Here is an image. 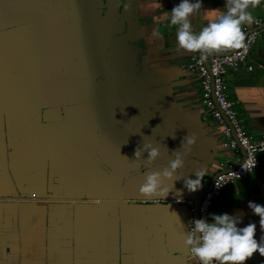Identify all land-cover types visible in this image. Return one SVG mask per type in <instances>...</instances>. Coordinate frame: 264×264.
I'll return each mask as SVG.
<instances>
[{"label": "crops", "instance_id": "0c3cea01", "mask_svg": "<svg viewBox=\"0 0 264 264\" xmlns=\"http://www.w3.org/2000/svg\"><path fill=\"white\" fill-rule=\"evenodd\" d=\"M178 3L0 0V264H199L183 242L187 202L236 154L220 147L197 78L182 67L190 52L170 23ZM201 4L194 32L226 0ZM248 11L263 17L264 0ZM248 60L264 64V33ZM225 91L243 129L264 137V69L227 73ZM191 134L197 141L185 154ZM144 144L160 151L150 165ZM173 150L184 166L162 177L167 195L141 194L146 174L168 167ZM196 170L201 186L189 191ZM249 202L264 206V152L246 178L222 189L208 219L227 213L237 227L254 223L260 242Z\"/></svg>", "mask_w": 264, "mask_h": 264}, {"label": "clouds", "instance_id": "9594fccd", "mask_svg": "<svg viewBox=\"0 0 264 264\" xmlns=\"http://www.w3.org/2000/svg\"><path fill=\"white\" fill-rule=\"evenodd\" d=\"M260 0H226L225 8L207 10L204 19L207 20L198 32L193 31L190 17L197 13L201 7V0H180L170 11V23L178 26L176 41L179 49L186 52H199L201 60L213 52L224 49H239L244 46L245 34L242 31L244 23H251L253 16L248 9L255 7ZM159 35V33H156ZM197 141L195 134L187 135L181 144L185 154L191 151V146ZM147 151L145 163L150 165L160 155L157 147L144 144ZM142 152L135 150L136 160ZM173 159L168 167L162 171H152L146 174L144 182L139 187V192L145 196H166L169 189L162 187V177L171 179L174 172L184 166L181 153L173 150ZM204 174L201 170L195 171V179H185V186L189 191H196L201 186ZM249 208L260 217L259 224L264 229V206L249 202ZM238 217L227 213L212 215L211 220L204 218L190 222L184 235V245L189 253L198 258L200 264H244L256 252L264 256V237L257 242L255 237L256 225L248 223L244 227H237Z\"/></svg>", "mask_w": 264, "mask_h": 264}, {"label": "built area", "instance_id": "2783aa9c", "mask_svg": "<svg viewBox=\"0 0 264 264\" xmlns=\"http://www.w3.org/2000/svg\"><path fill=\"white\" fill-rule=\"evenodd\" d=\"M245 34L244 46L239 49H224L213 52L201 60L200 53H190L182 64L198 81L199 104L205 115L218 127V142L222 149L235 152L234 162L224 167L215 166L210 184L197 204V218L208 219L210 208L227 184H234L246 178L258 165L259 156L264 152V137L253 139L242 127L232 102L225 91V76L240 69L251 71L254 66L264 69V64H252L248 60L250 47L264 33V16L254 17L251 23L242 26ZM243 154H237L238 150ZM189 217L193 205L187 202ZM191 219V218H190ZM191 222V220H190ZM188 225V228L192 225ZM188 250V249H187ZM189 253V251H188ZM190 254V253H189Z\"/></svg>", "mask_w": 264, "mask_h": 264}, {"label": "water", "instance_id": "95a60500", "mask_svg": "<svg viewBox=\"0 0 264 264\" xmlns=\"http://www.w3.org/2000/svg\"><path fill=\"white\" fill-rule=\"evenodd\" d=\"M55 109H56V110L48 109V110H46L45 112H43V114H45L46 112H47V113H48V112H57V108H55ZM240 152H241V155H242V154H243V151L240 150ZM204 191H205V190H204ZM204 191H203V192H204ZM203 192H201V194H200V193L197 194L198 197L195 198V199L193 200V212L191 213V221L198 219V218H197V211H196V208H197V204H198V202H199V200H200V198H201ZM118 200H120V199H118ZM187 212H188V216H189L188 208H187ZM189 218H190V217H189ZM189 218H188L187 230H188V225H189V222H190ZM186 249H187V248H186ZM187 252H188V250H187ZM195 258H196V257H195ZM196 259H197V261H198L199 264H200V261L198 260V258H196Z\"/></svg>", "mask_w": 264, "mask_h": 264}]
</instances>
